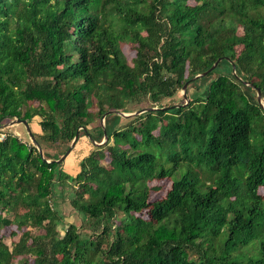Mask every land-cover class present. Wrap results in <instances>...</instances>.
Masks as SVG:
<instances>
[{"label": "trees", "instance_id": "16d2710c", "mask_svg": "<svg viewBox=\"0 0 264 264\" xmlns=\"http://www.w3.org/2000/svg\"><path fill=\"white\" fill-rule=\"evenodd\" d=\"M247 84L264 104V0H0V125L44 152L0 130V264H264Z\"/></svg>", "mask_w": 264, "mask_h": 264}, {"label": "water", "instance_id": "95a60500", "mask_svg": "<svg viewBox=\"0 0 264 264\" xmlns=\"http://www.w3.org/2000/svg\"><path fill=\"white\" fill-rule=\"evenodd\" d=\"M221 60H222V58H220V59H219V60H218V61H217V62H216V63H215V64H214V65H213V66H212L207 72H205V73H203V74H200V75L196 76V77L193 78L191 81H189L188 83L185 84V86H184L183 89H182L183 96H184V98H185L186 101H187V103H186L185 105H187V104L189 103V101H188V99H187V87H188L189 83L192 82V81H194V80H196V79H199V78H202V77L207 76L211 71H213V70L218 66V64H219V62H220ZM232 66H233V71H234L233 73L236 75V72H235V70H236L235 65L233 64ZM247 85L257 90V98H258L259 104L261 105L262 108H264V104H263V102H262L261 89L256 88L254 85H251V84H247ZM175 107H179V105H178V106H175ZM159 110H160V109H158V108H145V109H143V110H139L138 112H135V113H129V114H127V113H118V114H119L120 116H122V117L129 118V117H133V116L141 115V114H143V113H145V112H148V111H159ZM107 115H109V114H107ZM107 115H105V116L102 118V120H101V126H102V127H104V121H105V117H106ZM12 124H20V125H24V126L26 127L27 132H28L29 137H30V141H31V143L33 144L34 147L37 148V150H38L40 156L44 158V152H43V149H42V147L39 145V143L36 141L35 137L33 136V134H32V132H31V129H30V127H29L27 121H22V120H19V119H15V120L12 122ZM8 127H9V125H0V130L7 129ZM104 133H105V137H104L103 142H101L100 144H98L97 142L92 141L93 144H94L95 146H103V145H105V144L107 143L108 138H107V135H106V132H105V128H104ZM78 138H79V133L76 134V136H75V138H74V140H73V142H72L70 148L68 149V151H67V152H66V153H65V154H64L59 160L56 161L57 163H63V162L66 160V158H67L68 155L71 153V151L73 150L74 146L76 145V143H77V141H78ZM47 162H48V163H51L52 161H47Z\"/></svg>", "mask_w": 264, "mask_h": 264}, {"label": "rangeland", "instance_id": "374dc122", "mask_svg": "<svg viewBox=\"0 0 264 264\" xmlns=\"http://www.w3.org/2000/svg\"><path fill=\"white\" fill-rule=\"evenodd\" d=\"M124 51H125L126 55H128L129 57H132V54H130V53L128 52L127 49H125ZM181 96H183V92H182V91L177 95L176 98L170 100L168 103H171V104H180V102H181ZM176 106H178V105H176ZM138 111H139V110H136L135 112H138ZM129 118H131V117H129ZM13 121H14V120H8L7 122H5V124H3V125H9V127H8L7 129H4V130H7V131H9V132H12V133L17 134L19 137L22 138L23 141L30 140V137H29V134H28V132H27L26 127H25L24 125H20V124H12ZM100 124H101V121H100ZM4 132H6V131H4ZM90 141H91V140H90ZM102 142H103V141H102ZM71 144H72V143H71ZM84 144H86V141H84ZM92 144H93V142H92ZM98 144H100V143H98ZM93 145H94V144H93ZM70 146H71V145H70ZM74 147H75V146H74ZM69 155H70V154H69ZM152 185H153V186H154V185H160V186H162V187H160V188H161L160 191H158V192H156V193H154V194L152 193V200H153V201H155V200H157V199H160V198L164 197V196L166 195V190H168V189L170 188V186H169L168 183L155 182V183H153ZM163 186H164V187H163ZM66 206H67V207H66L65 211H66V212H69L70 209H68V204H66ZM10 216H11V215H10ZM67 222H69V223H73V222H76V219H75L74 216L69 215V216L67 217ZM9 243H10V241H9Z\"/></svg>", "mask_w": 264, "mask_h": 264}, {"label": "built area", "instance_id": "2783aa9c", "mask_svg": "<svg viewBox=\"0 0 264 264\" xmlns=\"http://www.w3.org/2000/svg\"><path fill=\"white\" fill-rule=\"evenodd\" d=\"M6 137H7V133L4 132V131H2V132L0 133V140L3 141V140L6 139Z\"/></svg>", "mask_w": 264, "mask_h": 264}]
</instances>
